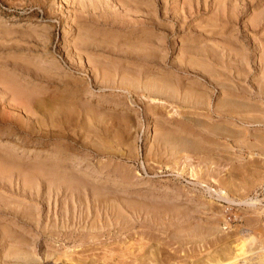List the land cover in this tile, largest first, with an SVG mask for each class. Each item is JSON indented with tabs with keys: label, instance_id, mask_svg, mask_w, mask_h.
I'll return each mask as SVG.
<instances>
[{
	"label": "rangeland",
	"instance_id": "1",
	"mask_svg": "<svg viewBox=\"0 0 264 264\" xmlns=\"http://www.w3.org/2000/svg\"><path fill=\"white\" fill-rule=\"evenodd\" d=\"M0 178V264H264V0H0Z\"/></svg>",
	"mask_w": 264,
	"mask_h": 264
},
{
	"label": "bare ground",
	"instance_id": "2",
	"mask_svg": "<svg viewBox=\"0 0 264 264\" xmlns=\"http://www.w3.org/2000/svg\"><path fill=\"white\" fill-rule=\"evenodd\" d=\"M184 4V3H183ZM188 5V4H187ZM183 11V10H182ZM28 25V24H27ZM66 33V32H65ZM74 44V43H73ZM93 67V66H92ZM104 73V72H103ZM107 74V73H106ZM103 75V74H102ZM104 77H106V76H104ZM134 78H136V77H134ZM133 78V79H134ZM149 78H152V77H149ZM149 78H147L148 79V81L150 82V80H152V79H154V78H152V79H150L149 80ZM123 79V78H122ZM121 79V81H123ZM126 79H129V78H126ZM126 79H124L125 81H126ZM146 79V78H145ZM146 79V80H147ZM107 80H110V78L108 79L107 78ZM106 80V81H107ZM113 80V79H112ZM131 81H132V78L130 79ZM135 80V79H134ZM133 80V81H134ZM111 81V80H110ZM128 81V80H127ZM138 81V80H137ZM145 81V80H144ZM143 81V83H144V85H145V83H147L148 81H145L144 82ZM153 81V80H152ZM156 81H158V79L156 80ZM165 81V80H164ZM163 81V83H166L167 81H165L164 82ZM112 82V81H111ZM136 82V81H135ZM148 82V83H149ZM4 83V82H3ZM120 83V82H119ZM123 83V85H124V83L125 82H122ZM126 83H128V82H126ZM139 83V82H138ZM142 83V82H141ZM140 83V84H141ZM153 83V82H152ZM151 83V84H152ZM169 83V82H168ZM160 84V83H159ZM158 84V85H159ZM162 84V83H161ZM146 85H148V84H146ZM171 85V84H170ZM119 86H122V85H119ZM126 86H128V85H126ZM151 86V85H150ZM149 86V87H150ZM6 87V86H5ZM140 87V86H139ZM148 87V86H147ZM173 87V86H172ZM171 86H170V88H172ZM128 88H129V86H128ZM127 88V89H128ZM153 88V87H152ZM125 89V88H124ZM140 89V88H139ZM155 89V88H154ZM159 89V88H158ZM167 89V88H166ZM175 91V90H174ZM18 92V91H17ZM184 92V91H183ZM225 92H226V90H225ZM224 92V93H225ZM154 93V92H153ZM160 93V92H159ZM173 93V92H172ZM229 92L227 91V94H228ZM175 94V93H174ZM184 94H186V93H184ZM190 95V94H189ZM192 95V94H191ZM232 96V95H231ZM199 97V96H198ZM191 98V97H190ZM200 98H202V97H200ZM185 99V98H184ZM199 102V101H198ZM205 102V101H204ZM209 104V103H208ZM241 104H243V103H241ZM240 105V104H239ZM206 114V113H205ZM261 114V113H260ZM206 117V116H205ZM244 117V116H243ZM210 118V117H209ZM180 130V129H179ZM4 163V162H3ZM10 167V166H9ZM60 178V177H59ZM0 179H2V178H0ZM64 179H66V177L64 178ZM71 180V179H70ZM200 181V180H199ZM200 185V184H199ZM203 186H205L206 187V190H208V191H213L214 192V194L217 196V198H220V199H222V200H224V201H226L227 203H231V202H233L234 200L233 199H231V198H229L228 196H227V194H226V191L224 190V189H222V188H219V189H215V188H211L209 185H206V184H203ZM243 201V200H242ZM244 201H246L247 203L246 204H249V205H254L255 206V204L258 202V200H257V198H254V199H252V198H248V199H245ZM238 202V201H237ZM256 202V203H255ZM252 207V206H251ZM257 207V206H256ZM255 208V207H254ZM242 231L243 232H246L247 231V228H244V229H242ZM239 233V232H238ZM247 234H249V231L247 232ZM247 237V236H246ZM243 240V239H242ZM246 240V239H245ZM248 240V239H247ZM249 243V242H248ZM247 244V243H246ZM234 245V244H233ZM249 245V244H248ZM246 245L245 244H243L242 245V248H241V250L238 248V247H240V246H237V248L239 249V252L238 253H240V254H244V253H248V251L246 250V247H245ZM251 246V245H250ZM264 248V247H263ZM241 251V252H240ZM262 251V250H261ZM236 252V251H235ZM22 253H24V252H22ZM27 254V253H26ZM249 254V253H248ZM23 255V254H22ZM233 255V254H232ZM236 255V254H235ZM27 256H30V254L28 255L27 254ZM264 256V255H263ZM50 257V256H49ZM232 257V256H231ZM233 257H234V255H233ZM244 257V256H243ZM245 258V257H244ZM236 259V258H235ZM264 261V260H263ZM134 262V261H133ZM222 262V261H221ZM260 262H262V261H260ZM259 262V263H260ZM220 263V262H219ZM218 264V263H217Z\"/></svg>",
	"mask_w": 264,
	"mask_h": 264
}]
</instances>
